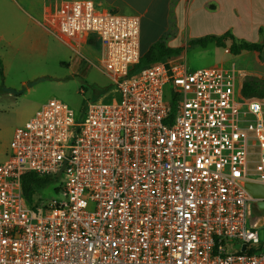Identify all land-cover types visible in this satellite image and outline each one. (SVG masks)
Segmentation results:
<instances>
[{"label":"built area","instance_id":"built-area-1","mask_svg":"<svg viewBox=\"0 0 264 264\" xmlns=\"http://www.w3.org/2000/svg\"><path fill=\"white\" fill-rule=\"evenodd\" d=\"M43 26L73 50L94 36L119 100L90 102L78 120L50 99L15 130L0 163V264H264L245 188L264 184V99L242 95L244 72L172 57L131 74L140 18L91 0ZM64 162L60 199L27 202L22 175Z\"/></svg>","mask_w":264,"mask_h":264},{"label":"rangeland","instance_id":"rangeland-1","mask_svg":"<svg viewBox=\"0 0 264 264\" xmlns=\"http://www.w3.org/2000/svg\"><path fill=\"white\" fill-rule=\"evenodd\" d=\"M196 6V2L188 0L183 6L181 17L179 9L178 15L173 11L168 31L161 37L164 44L171 48L181 46L179 48L182 51L177 58L184 60L192 71L234 65L244 70V78L254 76L264 80V63L253 57V53L234 56L227 48L217 47L212 42H208L205 47L190 44L194 34L205 30L195 25L193 15ZM149 38L143 34L142 51L146 50ZM245 42L260 43L256 39ZM1 52L6 53V65L0 77V163L10 152L9 145L15 130L23 126L48 100L56 99L67 104L78 120L90 102L109 104L119 100V94L111 88L110 81L99 70V43L92 46L87 45V42L82 43L73 50L53 34L33 30L30 39H19V52L4 47H1ZM18 91L21 93L17 94ZM256 158L250 157L252 160ZM250 166L254 167L252 164ZM59 183L60 178L57 179V185ZM53 187L55 184L41 191L42 201L60 199V196L54 194ZM255 216L251 212V218ZM257 232L260 239H263L264 229L260 227Z\"/></svg>","mask_w":264,"mask_h":264},{"label":"crops","instance_id":"crops-1","mask_svg":"<svg viewBox=\"0 0 264 264\" xmlns=\"http://www.w3.org/2000/svg\"><path fill=\"white\" fill-rule=\"evenodd\" d=\"M68 1L71 0H0V63L3 71L6 53L1 52V47L19 52V39L27 37L30 39L33 30H42L50 34V30L43 26L45 14ZM91 1L104 11L138 16L141 21V43L144 33L150 37L149 43L146 44L147 50L152 43L167 33L173 11L177 14L179 9V17L182 16L183 6L188 0ZM190 2L197 3L193 15L195 25L205 29L194 34L192 40L207 35L230 33L236 40L256 39L264 44V0H190ZM242 53L245 52H241L240 55ZM249 53H253L252 56L259 60L257 53ZM256 160L257 158L252 161ZM251 178L257 179L256 176Z\"/></svg>","mask_w":264,"mask_h":264},{"label":"trees","instance_id":"trees-1","mask_svg":"<svg viewBox=\"0 0 264 264\" xmlns=\"http://www.w3.org/2000/svg\"><path fill=\"white\" fill-rule=\"evenodd\" d=\"M208 42H212L217 47L228 49L232 55H239L241 52H255L258 59L264 62V44L262 43H247L245 41L236 40L232 34L224 33L220 36L207 35L201 38L193 39L190 44L205 47ZM98 40L94 36L87 38V45H96ZM181 48H171L164 44L162 38L152 43L148 49L142 52L139 62L131 69L133 74L143 66L150 63L163 61L172 57H177L181 53ZM0 77H2V66L0 63ZM9 93V92H8ZM18 91L17 94H20ZM241 93L247 98L264 99V80L254 76H246L241 85ZM171 113L174 112V106H171ZM57 182L55 176L52 175H38L33 172L24 173L21 177V193L27 202H31L38 197L42 190ZM58 189L54 188V192Z\"/></svg>","mask_w":264,"mask_h":264},{"label":"water","instance_id":"water-1","mask_svg":"<svg viewBox=\"0 0 264 264\" xmlns=\"http://www.w3.org/2000/svg\"><path fill=\"white\" fill-rule=\"evenodd\" d=\"M64 165L65 162L59 172L55 175L56 178L59 177ZM245 188L255 199L250 204L251 212L256 214L255 218L257 219V224H262L264 222V184L258 182H246ZM241 249L243 250L244 246H242Z\"/></svg>","mask_w":264,"mask_h":264}]
</instances>
